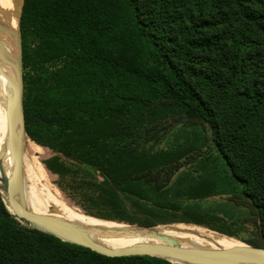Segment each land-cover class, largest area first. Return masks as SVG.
<instances>
[{
  "label": "trees",
  "instance_id": "1",
  "mask_svg": "<svg viewBox=\"0 0 264 264\" xmlns=\"http://www.w3.org/2000/svg\"><path fill=\"white\" fill-rule=\"evenodd\" d=\"M16 17L26 138L85 214L264 247V0H19ZM0 264L174 263L62 241L0 193Z\"/></svg>",
  "mask_w": 264,
  "mask_h": 264
},
{
  "label": "water",
  "instance_id": "2",
  "mask_svg": "<svg viewBox=\"0 0 264 264\" xmlns=\"http://www.w3.org/2000/svg\"><path fill=\"white\" fill-rule=\"evenodd\" d=\"M19 23V22H18ZM0 29L11 33L10 29L0 22ZM0 57L6 59L4 50L0 45ZM17 69L16 77L7 75L0 63V73L7 79L13 88V96L8 104L7 118L9 137L11 144V152L14 157V172L11 180L1 176L0 180L5 183L6 199L10 209L16 217L25 225L40 230L44 233L53 235L62 241L82 246L101 255L108 257H124V256H151L162 258L171 262L183 264H264V247H255L242 241L241 245H235L224 250H204L199 248H185L180 246L177 239L161 234L156 231L155 227H141L130 225L133 229H80L50 215L38 214L26 208V206L16 198L23 177L24 167V141L26 138L25 128V110H24V81H23V49L22 36L20 29L17 38ZM3 162V159H2ZM3 164L0 162V167ZM2 172V171H1ZM91 218L90 215L84 214ZM107 221V220H104ZM115 222V221H108ZM120 224L119 222H115ZM126 224V223H123ZM91 230L95 233H104L114 236H141L155 238L164 244H147L132 246L130 248L111 250L103 247L86 237L87 231ZM219 234V233H218Z\"/></svg>",
  "mask_w": 264,
  "mask_h": 264
},
{
  "label": "bare ground",
  "instance_id": "3",
  "mask_svg": "<svg viewBox=\"0 0 264 264\" xmlns=\"http://www.w3.org/2000/svg\"><path fill=\"white\" fill-rule=\"evenodd\" d=\"M19 0H0V22L10 29L7 33L0 29V45L2 46L6 59L0 57V63L7 75L16 77L17 69V38L19 23L16 17L17 4ZM13 96V88L5 76L0 73V177L5 176L11 180L14 172V157L11 152L9 137L7 109ZM3 159V162H2ZM26 152L24 149V168L22 183L16 198L21 201L28 210L50 215L80 229H133L135 227L123 223H109L104 220H97L84 213L72 210L67 207L55 194L46 186L41 185L31 173L27 164ZM30 168V169H29ZM2 171V172H1ZM27 173V175L25 174ZM0 190L6 197L5 183L0 180ZM166 236L175 238L180 246L185 248H199L204 250H224L242 243L220 235L203 227L186 224L159 225L154 228ZM86 237L93 242L111 250L130 248L132 246L147 244H164L155 238L141 236H114L104 233H95L91 230L85 232Z\"/></svg>",
  "mask_w": 264,
  "mask_h": 264
},
{
  "label": "rangeland",
  "instance_id": "4",
  "mask_svg": "<svg viewBox=\"0 0 264 264\" xmlns=\"http://www.w3.org/2000/svg\"><path fill=\"white\" fill-rule=\"evenodd\" d=\"M18 31H19V29H18ZM25 140H26V142H24V149H25L26 157H27V161H28L27 164L30 166L31 173L33 174L34 178L35 177L37 178V179L35 178L36 181L41 183V185L46 186V188H48L53 194H55L67 207L71 208L72 210L76 209V211L84 213L82 211V209L80 208V205L75 203L70 198V196L66 192L62 191L61 188L58 186V176L51 173L45 167L44 161L51 157V155H52L51 150L48 148H45V147H40L27 138H25ZM24 166H25V164H24ZM25 174L27 175L26 172H25ZM106 222H108V221H106ZM109 223L115 224L114 222H109ZM197 227H199V226H197ZM242 233H243V236L246 238L251 237V234L247 231H243ZM173 263L174 264H183V263H178V262H173Z\"/></svg>",
  "mask_w": 264,
  "mask_h": 264
}]
</instances>
